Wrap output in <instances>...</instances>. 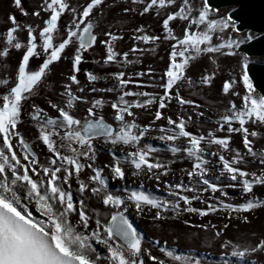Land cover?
Listing matches in <instances>:
<instances>
[{
	"label": "snow or ice",
	"instance_id": "1",
	"mask_svg": "<svg viewBox=\"0 0 264 264\" xmlns=\"http://www.w3.org/2000/svg\"><path fill=\"white\" fill-rule=\"evenodd\" d=\"M130 2L133 7H124V14L137 13L136 6L141 16L155 9L163 41L170 44L165 68L158 78H154L150 67L134 73L115 71L104 77L85 70L88 87H81L80 65L84 53L94 45L103 46L105 65L139 64L136 54L155 51L154 45L160 37L150 34L144 26L135 27L130 36L131 48L121 54L114 50V42L122 40V36L104 30L103 38H98L93 31V13L97 14V20L102 19L107 0H84L78 6H73L72 0H40L31 13L25 11L21 0H12L21 15H30L39 23L35 28L21 24L9 13L5 21L8 26L0 33V72H9L3 65L11 50L21 53L9 75L0 78L3 89L0 93V264H167L164 258L154 255L152 249H158L172 264H202L199 258L174 253L158 240L145 247L142 234L130 222L127 213L131 210L137 217L147 215L153 222L178 219L183 214L201 218L219 214L228 221L221 228L204 223L199 227L211 230L220 238L233 220L247 224L248 213L264 208V199L253 195L256 186L264 188V148L254 149L253 138L259 133L247 126L251 123L264 127V94H257L249 79L247 58L239 65L238 79L235 76L224 79L220 89L223 94L241 101L238 106L229 99L215 121V131L226 132V135L218 137L213 130L206 135L193 134L186 130L192 115L165 116L163 111L176 102L191 109L197 118L203 116L204 113L198 111L201 105L182 97L180 90L185 86H210L215 73H204L194 81L186 75L190 61L206 55L216 64L214 55L233 56L241 43L254 37L249 34L243 39H233L231 33L237 32L236 21L227 15L218 16L210 0ZM64 15L69 16V21L60 31L58 22ZM177 20L184 22L182 35L174 34L170 26V22ZM21 33L25 34L23 42ZM146 45L153 47L146 48ZM69 48L72 51L65 55ZM130 54L132 59H129ZM34 57H39L40 62L33 69L30 58ZM62 60L70 67L59 84L58 95L46 97L44 106L36 104L32 98ZM145 76L148 85L138 80ZM102 79L106 82L111 79L112 85L96 87V82ZM240 82L244 90L242 96L234 88ZM145 86L158 87L162 93L133 90ZM89 93H116L115 99L110 101L115 126L98 115L105 101L102 98L89 100ZM30 99L27 116L35 129L36 145L41 150L46 149L42 160L21 130L24 105ZM77 102L90 105L83 119L72 114ZM136 110L149 111L151 119L141 126L136 122ZM162 120L165 123L155 127ZM153 131L159 135L152 139L163 142L173 156L180 154L191 161L190 169H180L187 183L182 178L179 182L169 181L170 164L174 161L163 163L156 156L157 147L147 143L141 146L142 139ZM233 133L239 136L242 150L231 146ZM179 140H183V144H178ZM94 141H102L111 157V162L103 167L96 166ZM204 145L216 146V150L209 152ZM117 146L130 150L125 152L122 147L118 155L114 151ZM248 163H258L259 172L240 167ZM124 165L130 166L131 177L140 181L138 186L126 182ZM86 169L89 174L82 179ZM105 169L112 181L120 182L113 191H109L107 177L103 174ZM145 179L155 181L157 188L163 183L172 199L144 190ZM229 188L239 192L241 202L226 200ZM193 201L204 206L193 207ZM184 224L189 221L184 220ZM220 247L230 248L228 254L242 264L245 257L264 255V238L254 244L223 239ZM248 264L259 262L249 260Z\"/></svg>",
	"mask_w": 264,
	"mask_h": 264
},
{
	"label": "rangeland",
	"instance_id": "2",
	"mask_svg": "<svg viewBox=\"0 0 264 264\" xmlns=\"http://www.w3.org/2000/svg\"><path fill=\"white\" fill-rule=\"evenodd\" d=\"M40 0H21L22 6L28 13L36 10L37 4ZM84 0H72L73 6L82 5ZM107 7L104 10L103 18L97 20V14L93 13V22H94V34L97 35L98 38H103L102 32L104 30H111L115 34L122 36V40H118L114 42V50L118 53H123L128 51L132 46V41L130 36L135 27L144 26L145 29L150 34H156L160 37V39L154 45L155 51H147L143 55L140 53L136 54V57L140 60L139 64H129L125 65L121 63H110L108 65L103 64V56L105 55L104 48L101 45H94L88 52L84 53V60L80 65V72L78 73V79L80 80L81 87H88L86 77L84 76L85 70L92 72L94 75L99 77H104L109 73L115 71H125L126 73H134L136 71H147L150 67L154 73V78H158L161 74L162 70L166 66L167 55L170 51V44L168 42L163 41V30L160 25V21L156 19L155 9L152 10L149 14H144L141 16L139 14V6L137 7V13H123L124 7H133L131 5L130 0H107ZM233 9V6H225L217 9L218 16H229V12ZM12 13L15 15L18 22L21 24H30L34 28L38 25L39 21L29 16L21 15L13 6L12 0H0V33L8 26L6 21V16ZM164 13L161 11V16ZM214 17V18H218ZM69 21V16L64 15L59 23L60 31H63L65 26ZM184 22L174 21L170 22V26L172 27L174 34L182 35V26ZM230 31V30H226ZM251 34L253 37L258 34L254 31L250 30H237L236 33H231L233 39H243L247 35ZM24 33L20 34V38L23 42ZM59 36V32L57 33ZM215 41V37H214ZM249 40H245L247 42ZM147 47H153L151 45H146ZM72 49L69 48L65 55L71 52ZM21 53L16 50H11L10 55L7 57V62L4 63L3 67L8 69L9 72H0V78L4 75H9L12 70V66L16 63L18 56ZM132 55H129V59H132ZM214 59H216V64H212L211 61L207 58L206 55H202L195 60L190 61L189 67L186 69L187 77L192 78L194 81L198 80L200 76L204 73L212 74L215 73V77L210 86H197L195 88H189L187 86L181 88V95L184 98H191L196 103L200 104L201 107L198 111L204 113L203 116L197 118L195 113L191 111L187 106H180L176 102H172L166 109H164L165 116H173L176 114H182L185 117L187 115H192V122L187 124L186 130L192 132L193 134H205L209 130H213L216 136L226 135V132H216V124L215 121L218 117L224 112L228 100H233L238 106L241 101L238 97H230L223 94L220 89L222 87V83L224 79H231L235 76L237 79L241 74L240 71V63L244 58H247L248 62H264L263 56H248L245 53L238 51L235 49V54L233 56H220L214 55ZM95 61V62H94ZM38 62H40L39 57L30 58V66L31 68L38 67ZM70 65L66 61H60L53 69L51 74L49 75L45 86H43L39 92L32 98L35 100V103L41 106H44L45 98H52L54 95H58L59 84L63 82V78L68 74ZM14 75V73H12ZM11 79V76H9ZM250 79V78H249ZM139 82L144 85H148V77H140L138 78ZM112 85L111 79L107 82L105 80H99L96 82V87H109ZM131 88L132 85H129ZM235 90L243 95V84L242 82L238 83L234 86ZM255 89V88H254ZM140 91H147L150 93H162V89L158 87H148L145 86L140 89ZM256 90V89H255ZM3 92V89L0 88V93ZM257 94H260L256 90ZM116 93H89L88 99L91 100L93 98H102L105 101V106L98 111V115H103L105 120L112 123L115 126V122L111 119L113 114V110L110 107V101L114 100ZM30 99L28 104L24 105L25 108V116L24 123L21 125V130L26 134V138L30 143L33 144L34 150L40 154V159H43V151L39 146L36 145L35 139V129L33 127L30 118L27 116V112L30 110L29 105L32 102ZM90 105H85L77 102L75 105L72 114L77 118L83 119L86 115L85 109ZM45 110L48 109L45 107ZM51 114V113H50ZM151 119V115L149 111H141L136 110V122L143 126L146 122ZM165 122L162 120L155 127H159L160 124H164ZM237 126V125H234ZM249 130H256L259 135L256 138H253V146L255 150H259L260 148H264V127H259L257 125H253L249 123L247 125ZM159 135L158 132L153 131L148 134L147 137L143 138L141 141V146L147 143L159 149V152L156 153V156L163 163H167L168 161H174L170 164L171 173L167 177L169 181H177L179 182L181 178L187 183V177L184 176L180 169L189 168L191 166V161L186 157H183L180 154L173 156L170 152H168L165 148L163 142L159 140L152 139ZM59 143V141H57ZM97 146V158H96V166L103 167L104 164H108L111 162V157L108 155L106 151V147L103 145L102 141H94ZM178 144H183V140L177 141ZM230 144L233 148L237 150H242V144L240 143V138L237 134L233 133L231 135ZM128 151L126 146H117L114 151L119 155L120 151ZM207 151L216 150V146H212L209 148L207 145H204ZM211 167V165H210ZM240 167L248 170V171H256L259 172L258 163H248L240 165ZM124 170L126 172V182L130 184L139 185L140 181L132 178L130 175L131 168L129 165H124ZM89 174L86 169L82 174L81 178L84 179L86 175ZM107 177V183L109 186V191H113L118 185L119 181H112L110 177V173L107 169L104 170L103 173ZM76 185L73 183V190L75 191ZM144 190L152 192L153 194L164 198V199H172V197L168 196L167 191L165 190L163 183L159 185L157 188L155 181H149L147 179L144 180ZM229 193L226 200L228 202H241V197L239 192L236 190L229 188L227 189ZM191 195V193H186ZM216 195H219L218 193ZM253 195L260 199H264V188L260 186H256L254 188ZM193 207H203L197 201L192 202ZM101 218L103 219L104 210L101 207ZM129 219L133 222L135 228L139 233L142 234L144 238V246L149 247L150 242L153 240H158L162 246L173 250L174 253L180 254L183 253L185 255H191L199 258L202 261V264H223L224 261H227L228 264H238L237 258L232 257L228 253L231 251L230 248L222 249L220 247V243L223 239H229L232 242H244L247 241L251 244H254L259 239L264 238V208L256 209L255 211L248 213L249 223L243 224L239 221L233 220L229 225L228 229L222 233L220 238H216L214 233L211 230H204L199 227L200 224H213L216 225L217 228H221L224 223H228L226 219H224L219 214L209 215L207 217L201 218L195 214H183L178 219H168L161 222H153L150 218L145 215L141 217H137L133 211H129L127 213ZM184 220H188L189 224L185 225ZM98 250L99 246H98ZM154 255L161 256L167 261V264H172L169 258L163 257L161 253H159L158 249H152ZM249 260H257L259 264H264V255L256 254L253 256L245 257L243 259L242 264H248ZM151 264V262H148Z\"/></svg>",
	"mask_w": 264,
	"mask_h": 264
},
{
	"label": "water",
	"instance_id": "3",
	"mask_svg": "<svg viewBox=\"0 0 264 264\" xmlns=\"http://www.w3.org/2000/svg\"><path fill=\"white\" fill-rule=\"evenodd\" d=\"M210 3L216 9L233 6L229 16L236 21L237 30H250L258 34L254 39L241 43L236 50L248 56L264 57V0H210ZM246 70L253 87L264 94V62H248Z\"/></svg>",
	"mask_w": 264,
	"mask_h": 264
}]
</instances>
